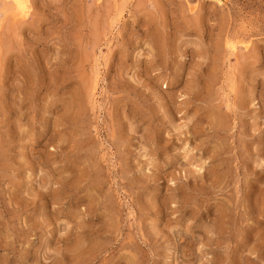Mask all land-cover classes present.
Listing matches in <instances>:
<instances>
[{
	"label": "rangeland",
	"instance_id": "rangeland-1",
	"mask_svg": "<svg viewBox=\"0 0 264 264\" xmlns=\"http://www.w3.org/2000/svg\"><path fill=\"white\" fill-rule=\"evenodd\" d=\"M0 264H264V0H0Z\"/></svg>",
	"mask_w": 264,
	"mask_h": 264
},
{
	"label": "bare ground",
	"instance_id": "bare-ground-1",
	"mask_svg": "<svg viewBox=\"0 0 264 264\" xmlns=\"http://www.w3.org/2000/svg\"><path fill=\"white\" fill-rule=\"evenodd\" d=\"M13 1H15V3L16 4H18V5H21V6H23L26 2H27V0H13ZM198 1V0H197ZM231 43V42H230ZM229 43V44H230ZM234 43V42H233ZM244 45H246V44H244ZM232 46V45H231ZM248 46V45H247ZM246 48V47H245ZM218 112V111H217ZM216 116H217V120H219V122H220V120H221V115H220V113H216ZM215 116V117H216ZM223 120V119H222ZM222 123V122H221Z\"/></svg>",
	"mask_w": 264,
	"mask_h": 264
}]
</instances>
